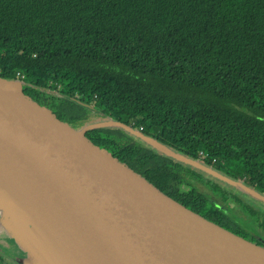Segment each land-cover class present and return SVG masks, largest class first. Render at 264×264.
Masks as SVG:
<instances>
[{
  "label": "trees",
  "instance_id": "trees-1",
  "mask_svg": "<svg viewBox=\"0 0 264 264\" xmlns=\"http://www.w3.org/2000/svg\"><path fill=\"white\" fill-rule=\"evenodd\" d=\"M0 78L46 101L59 93L68 119L90 120L74 98L193 159L203 151L264 194V0H0ZM92 132L180 202L263 244L264 214L259 241L193 171L120 129Z\"/></svg>",
  "mask_w": 264,
  "mask_h": 264
},
{
  "label": "water",
  "instance_id": "water-1",
  "mask_svg": "<svg viewBox=\"0 0 264 264\" xmlns=\"http://www.w3.org/2000/svg\"><path fill=\"white\" fill-rule=\"evenodd\" d=\"M102 123L81 125L21 80L0 78V193L39 217L72 264H264L263 245L180 202L92 131L118 128L263 204L264 194L123 122ZM0 235L57 263L52 248L1 215Z\"/></svg>",
  "mask_w": 264,
  "mask_h": 264
},
{
  "label": "rangeland",
  "instance_id": "rangeland-1",
  "mask_svg": "<svg viewBox=\"0 0 264 264\" xmlns=\"http://www.w3.org/2000/svg\"><path fill=\"white\" fill-rule=\"evenodd\" d=\"M33 91L36 92L35 90ZM48 93L52 99H50V101L47 100V102L51 103L53 106L58 107L57 105L58 103H60L59 100L61 99V95L59 93H51V92ZM55 102L57 103V105L55 104ZM59 106H60L58 107L59 111L65 108V110L63 111L64 115L71 113L67 104L65 106L64 105H59ZM73 111L75 110H72V112ZM81 112L86 113V111L83 109H81ZM88 115L90 117V120L87 122L81 121L82 125L85 126L90 124H96L99 126L106 125L104 123L100 124V122H103V119L98 115H96L94 112L91 111ZM126 125H129L134 129L136 128L138 129V127H136L134 124L129 123ZM145 134L149 135L150 137H154L153 131L146 132ZM136 142L138 143L141 142V144L144 145L145 148L152 149L158 154L165 155L162 153L161 150H159V148L157 149L155 147V145L158 147L157 144H149L143 141L139 142V140H136ZM216 159L218 160V158ZM200 160L206 163L205 159H200ZM179 164L182 165L183 168L189 169L190 171L193 172L196 171L189 166H186L181 163ZM208 165L224 175H227L231 178L234 177L233 179L238 180L243 184L246 183L242 177L236 174L237 171L233 169V166L228 163L221 162L218 160L214 163L211 162ZM199 176H201L202 178L204 177V175L202 174H199ZM204 179L207 180V182L202 180L203 183H197L195 181L194 183L196 184L200 192L203 193L205 197L211 202L216 204H221V203L224 204V202L220 201V197L218 195L222 192H224V194H227L228 197L225 204H227L229 208H226L225 211L230 216V219L232 220L231 221L232 225L235 228L239 229L243 234H246L248 236L255 235L261 237L262 231L258 227V220H259V216L261 214H264V204L253 199L250 194H248L247 192H245L244 190L238 187H232L223 183L214 182L212 179H209L207 177H205ZM229 194L232 196L234 195L232 198H234L238 202L232 200ZM253 213H255V215H253ZM38 250L45 255V250H41L39 247ZM0 254H2L6 258L5 261L6 264H41L40 262H42V260H45L44 255L33 254L31 251L24 248L19 241H12L8 238L3 237L2 235H0ZM51 261L52 260H50L49 262Z\"/></svg>",
  "mask_w": 264,
  "mask_h": 264
},
{
  "label": "bare ground",
  "instance_id": "bare-ground-1",
  "mask_svg": "<svg viewBox=\"0 0 264 264\" xmlns=\"http://www.w3.org/2000/svg\"><path fill=\"white\" fill-rule=\"evenodd\" d=\"M0 215L21 224L27 228L31 234L43 241L48 247L52 248L54 256L57 258L56 264H72L62 251L52 242L47 231L43 227L41 219L23 205L2 193H0Z\"/></svg>",
  "mask_w": 264,
  "mask_h": 264
},
{
  "label": "flooded vegetation",
  "instance_id": "flooded-vegetation-1",
  "mask_svg": "<svg viewBox=\"0 0 264 264\" xmlns=\"http://www.w3.org/2000/svg\"><path fill=\"white\" fill-rule=\"evenodd\" d=\"M37 97H39V98H41V99H43V100H45V96L44 95H42V96H37ZM89 114V113H88ZM88 114H86V115H88ZM80 123V122H79ZM81 124V123H80ZM82 125V124H81ZM133 128V127H132ZM112 129H118V128H112ZM134 129V128H133ZM135 130H137V131H139V132H141V133H144L143 132V130H139V129H135ZM127 134V133H126ZM145 134V133H144ZM147 135V134H146ZM128 138H130V139H133V140H137L135 137H133V136H131V135H129V134H127L126 135ZM140 142V141H139ZM139 145L141 146V147H143V148H145V146L144 145H142L141 144V142L139 143ZM195 160H198V161H200V162H202V163H204V164H206L205 162H203L202 160H199V158H196ZM206 165H208V164H206ZM209 166V165H208ZM195 170V169H194ZM216 170V169H215ZM194 173H196L197 175H199V174H202V175H204V177L202 178L201 176H199L203 181H206L207 182V180H205L204 178L205 177H207V178H209V179H212L214 182H219V183H223V182H220L219 180H216V179H214V178H212V177H210V176H207V175H205V174H203V173H201V172H199V171H194ZM225 176H227V175H225ZM229 177V176H228ZM234 178V177H233ZM235 180V179H234ZM205 182V183H206ZM223 184H225V183H223ZM227 185V184H226ZM245 185H247L246 183H245ZM247 186H249V187H251L250 185H247ZM252 189H254L253 187H251ZM255 190V189H254ZM226 196H227V194H225ZM230 195V194H229ZM234 196V195H233ZM232 195H230V197L232 198L233 197ZM228 197V196H227ZM259 202V201H258ZM225 215H226V217L228 218V219H230V216L226 213V211H225ZM230 221H232L231 219H230ZM232 223V222H231ZM233 226V225H232ZM255 236V235H254ZM256 237V239L257 240H259V241H262V239H261V237H258V236H255ZM263 244V246H264V240H263V242H262Z\"/></svg>",
  "mask_w": 264,
  "mask_h": 264
},
{
  "label": "built area",
  "instance_id": "built-area-1",
  "mask_svg": "<svg viewBox=\"0 0 264 264\" xmlns=\"http://www.w3.org/2000/svg\"><path fill=\"white\" fill-rule=\"evenodd\" d=\"M138 129H139V130H143V127H142V126H139ZM198 158H199V160H200V159H206V158H207V155H206V153H204L203 151H199V153H198ZM210 160H211L212 163H214V162L217 161L216 158H212V159H210Z\"/></svg>",
  "mask_w": 264,
  "mask_h": 264
}]
</instances>
